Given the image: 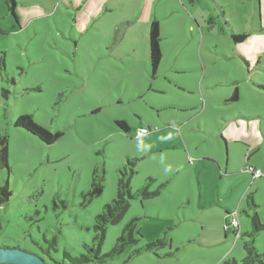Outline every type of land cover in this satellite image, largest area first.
<instances>
[{"label":"rangeland","instance_id":"1","mask_svg":"<svg viewBox=\"0 0 264 264\" xmlns=\"http://www.w3.org/2000/svg\"><path fill=\"white\" fill-rule=\"evenodd\" d=\"M163 1L150 2L155 10ZM187 1L199 24L181 11L159 17L167 55L153 79L148 22L135 18L141 0H16L18 20L0 0L10 166L0 186L9 178L11 192L0 201V247L46 264H240L254 239L264 262V229L244 235L255 213L264 225V0ZM232 32L251 37L235 43ZM236 86L240 101L227 102ZM240 112L260 117L240 124ZM24 115L63 136L49 145L16 128ZM141 128L149 133L138 137ZM122 176L133 198L101 241L97 216ZM82 256L89 261L76 263Z\"/></svg>","mask_w":264,"mask_h":264},{"label":"trees","instance_id":"2","mask_svg":"<svg viewBox=\"0 0 264 264\" xmlns=\"http://www.w3.org/2000/svg\"><path fill=\"white\" fill-rule=\"evenodd\" d=\"M7 4L9 10L12 12L13 16L18 20V15L16 12L17 2L16 0H7ZM249 37V34H236L232 32L231 38L235 43H240L246 40ZM161 35H160V23L158 19H154L149 25V59H150V75L153 79L158 75L160 65L162 62V50H161ZM234 99L238 97V88L234 91ZM14 126L16 128H22L32 135L38 137L41 141L46 144H54L58 141L62 136L63 132L56 131L51 132L50 130L36 124L31 116L24 115L18 117L14 122ZM117 125L126 133L130 132V128L125 121L118 120ZM0 169H7V172H10L9 166V150H8V139L0 138ZM134 174V172L132 173ZM130 180H128L125 176L119 179L118 183V195L117 197L109 204H107L102 213L97 216V224L96 229L100 230V239L101 241L105 238L106 234V223L111 222L113 224L119 223L125 213L128 211L130 207V199L133 198L130 190ZM10 182L9 178L4 182L3 185L0 186V201L2 203L7 202L10 199ZM251 197V196H249ZM227 216H230V213L227 212ZM252 226L253 230L251 232H246L244 235L253 237L254 234L259 233L264 229V225L260 224V219L257 213L252 216ZM134 225L129 224L123 232L122 237L120 238V242L124 243L126 241L127 235L129 238L132 237ZM234 230V236L236 237L238 232ZM99 234V233H98ZM97 239V238H96ZM164 242L158 240L154 243V245H162ZM244 248L247 251V256L240 262V264H254L259 262L264 264L262 255L258 252L257 247L255 246V240L246 241L244 244ZM89 261V258L86 256H82L79 259H76V263H82ZM235 264L236 261H235Z\"/></svg>","mask_w":264,"mask_h":264},{"label":"crops","instance_id":"3","mask_svg":"<svg viewBox=\"0 0 264 264\" xmlns=\"http://www.w3.org/2000/svg\"><path fill=\"white\" fill-rule=\"evenodd\" d=\"M150 1L151 0H141V4L139 6V11L137 12V16L135 17L136 19H143L145 22H148V26L150 25V23L154 19H158L159 23H160V31H161V27H162L161 26V18H159V17L165 18L170 12H175V11H181V12H184V13L188 14V16L191 17L192 20L195 22V24L196 23L199 24L198 23V17L196 16V13L194 11V6L190 5L187 0H177L175 5L172 6V7L167 6V4H166L167 0H166V1L162 2V5L157 6V8H155V10H154V8L152 6V3ZM199 1H202V0H199ZM204 1H207V0H204ZM258 12H259V10H258ZM209 18H210L209 14L206 15V13L204 15L202 14V16H201V20H203L205 25H208L207 21H208ZM18 19H19V17H18ZM128 24H130V22H128ZM251 25H253L255 27L254 31H256V32L263 31V29L261 27L262 26L261 18H256L255 17V19L252 20ZM146 36H147L148 40H147V43H145L146 50L144 48V55L148 59L149 66H150V59H149V29H148V31H146ZM250 37H251V35L249 34L248 38H250ZM162 40H163V37H161V42H160V45H161L162 49H164V51L162 52V59H163V57H166L165 55H167V52L165 51V48H163ZM236 88H238V97H237V99H234L233 96H234V91H235ZM235 89H234L233 93H231L229 98H227L228 99L227 102H238V101H240L241 95L239 93V87L236 86ZM227 102H225V103H227ZM258 117H260V116H256V117H253V118H258ZM242 118L244 120L253 119V118H251V116H246V114H242V112H240V114L238 116V119H237L240 122V124H242ZM232 137H233V139H242V138H236L233 135H232ZM258 150H259V148H257L255 151L257 152Z\"/></svg>","mask_w":264,"mask_h":264},{"label":"water","instance_id":"4","mask_svg":"<svg viewBox=\"0 0 264 264\" xmlns=\"http://www.w3.org/2000/svg\"><path fill=\"white\" fill-rule=\"evenodd\" d=\"M0 264H46L45 261L30 252L17 247H0Z\"/></svg>","mask_w":264,"mask_h":264},{"label":"built area","instance_id":"5","mask_svg":"<svg viewBox=\"0 0 264 264\" xmlns=\"http://www.w3.org/2000/svg\"><path fill=\"white\" fill-rule=\"evenodd\" d=\"M149 133V130L146 128H141L136 131V136L138 137H143ZM190 159V163H193V159ZM247 171L252 174L253 178H262L263 177V172L259 168H254V167H248ZM231 226L233 229L240 231V221L238 218V214L236 213L234 216L230 218V222L228 223V226Z\"/></svg>","mask_w":264,"mask_h":264}]
</instances>
